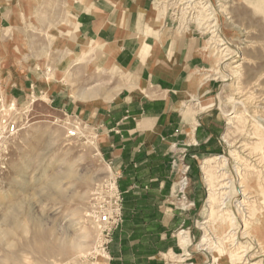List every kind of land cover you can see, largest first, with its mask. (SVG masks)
<instances>
[{
  "label": "rangeland",
  "instance_id": "obj_1",
  "mask_svg": "<svg viewBox=\"0 0 264 264\" xmlns=\"http://www.w3.org/2000/svg\"><path fill=\"white\" fill-rule=\"evenodd\" d=\"M107 1L9 0L7 11L0 16V264L112 261V242L106 255L97 247L100 224L96 212L99 205L109 203L100 187L114 181L120 193L122 223L116 231L124 222L123 193L119 176L100 151L102 122L96 104H82L78 99L82 92L95 97L102 88L98 86L102 76L114 83L122 75L103 58L84 28L95 8H109ZM223 1L225 14L218 16L220 41L228 43L230 53L236 55L231 65L218 51L222 47L212 43L216 38L205 35L197 25L180 21L165 0H147L145 7L150 8L158 30L166 31L164 39L189 40L198 50L192 64L194 94L184 103L183 113L188 111L194 117L200 141L172 160L178 180L169 195L167 206L172 211L167 215L175 210L185 222L161 256L165 264H212V258L201 251L203 223L210 213L209 193L218 188L219 172L225 174V182L238 186L241 162L247 161L248 153L238 158L233 145L247 133L250 153H264V0ZM145 39L138 36L140 43ZM239 64V76L231 77L232 68ZM76 65L88 70L83 84ZM23 83L33 88L28 87L25 100H16L12 89ZM65 85L77 99L66 108L62 104L56 108L50 102L51 94ZM65 95H58L62 103ZM238 97L243 103L235 107L232 99ZM233 111L239 120L232 127L228 117ZM215 157L225 161L222 171L215 164L203 166ZM196 191L201 201L193 213L189 197ZM230 198L227 196L228 206ZM217 202L219 205L222 198ZM232 210L239 215L234 205ZM210 237L211 244H216L217 236ZM260 238L256 234L251 243L239 240L251 251V263L260 260ZM233 246L231 243L226 250Z\"/></svg>",
  "mask_w": 264,
  "mask_h": 264
},
{
  "label": "crops",
  "instance_id": "obj_2",
  "mask_svg": "<svg viewBox=\"0 0 264 264\" xmlns=\"http://www.w3.org/2000/svg\"><path fill=\"white\" fill-rule=\"evenodd\" d=\"M8 1L0 0V16L7 11ZM127 1L110 0L109 8H95L84 27L103 58L122 75L114 83L102 76L98 85L102 88L95 97L82 92L78 99L82 104H96L102 122L100 151L119 176L124 198V222L113 234L109 264H165L161 256L185 222L175 210L167 215L172 211L167 206L169 195L178 180L172 160L200 141L194 117L188 111L183 113L184 103L194 94L192 64L198 50L189 40L164 39L166 31L155 26L150 8H145L147 0ZM139 35L146 36L144 43L139 42ZM0 57L2 61V54ZM78 66L83 84L88 70ZM30 86L33 88L27 83L14 87L11 96L25 100ZM64 87L51 94L50 102L56 108L60 104L66 108L77 99L68 85ZM61 93L66 94L63 103L58 97ZM189 198L194 213L201 201L198 191Z\"/></svg>",
  "mask_w": 264,
  "mask_h": 264
},
{
  "label": "bare ground",
  "instance_id": "obj_3",
  "mask_svg": "<svg viewBox=\"0 0 264 264\" xmlns=\"http://www.w3.org/2000/svg\"><path fill=\"white\" fill-rule=\"evenodd\" d=\"M224 3L223 0H212L206 3H203V0H165L164 2L173 10L180 21L187 25H197L205 35L212 36V39L216 38L217 40L212 43L216 44L217 47H222L218 51L226 63L230 64L231 62L235 63L236 55L230 53L228 43L220 41L222 32L219 29L218 16L220 17L226 11V6L223 7ZM232 69L233 74L231 77L239 76L241 72L240 64ZM240 100V97L232 99L235 107L243 103ZM229 115L228 125L233 127L239 120V115L235 111ZM249 137L250 132L246 134V137L241 138L236 145H233L235 154L239 156V154L248 153L249 156H247V161L243 163L242 160L241 162L243 168L242 173L239 174L238 186H231L230 182H225V174L219 172L220 175L217 177L219 182L216 186L219 189L211 190L209 193L210 213L207 220L203 223L202 230L205 235L202 242L204 249L201 251L208 258H212V264H264V153L258 155L250 153L247 147L248 141H246ZM221 159V157L208 159L203 166L211 168L215 164L218 170L222 171L225 161ZM229 195L231 198L235 196L233 197L234 201L233 198H230L232 204L228 206L226 202ZM219 198H222V202L216 205ZM233 205L239 212L238 216L232 210ZM211 234L217 236L218 241L216 244H211L213 239V237H210ZM256 234L259 238L261 237L260 241L263 246H260V260L251 263V251L249 248L242 247V242L240 243L239 240L243 241L246 239L251 243V239ZM231 243L234 244V249L226 250ZM208 249L209 252H207Z\"/></svg>",
  "mask_w": 264,
  "mask_h": 264
},
{
  "label": "built area",
  "instance_id": "obj_4",
  "mask_svg": "<svg viewBox=\"0 0 264 264\" xmlns=\"http://www.w3.org/2000/svg\"><path fill=\"white\" fill-rule=\"evenodd\" d=\"M100 189L103 191L102 194L106 195L105 198H107L109 206L99 205V210L96 212L100 224L97 247L100 253L106 255L112 242L113 234L122 223V203L120 193L114 181L104 182Z\"/></svg>",
  "mask_w": 264,
  "mask_h": 264
}]
</instances>
